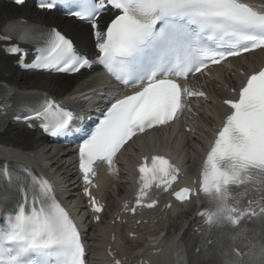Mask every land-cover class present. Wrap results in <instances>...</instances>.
<instances>
[{"label": "snow or ice", "instance_id": "snow-or-ice-1", "mask_svg": "<svg viewBox=\"0 0 264 264\" xmlns=\"http://www.w3.org/2000/svg\"><path fill=\"white\" fill-rule=\"evenodd\" d=\"M69 3L79 9L72 15L92 24L99 51L95 62L125 88L135 89L112 97L103 120L81 143L80 168L87 184L96 161L111 165L138 133L177 119L185 107L183 97L207 98L173 77L187 80L210 63L264 49V10L245 0H40L38 6L52 10ZM109 7L116 14L101 30L98 17ZM13 40L17 43L5 50L27 68L78 73L93 64L56 28L13 20L0 29V42ZM20 42L33 44L31 64L25 63ZM224 103L231 114L204 163L200 191L205 208L195 229L200 236L196 252L206 259L198 256L195 264H264V69L247 79L238 99ZM18 108L28 113L24 119L39 120L53 136L67 135L78 119L47 96ZM139 173L138 197L143 198L154 183L171 187L179 169L157 155L150 164L145 158ZM175 195L185 200L192 192L184 188ZM91 202L95 212L102 211L94 197ZM8 204L11 211L0 219V264H85L81 233L48 179L27 167L17 171L0 165V210ZM147 206L154 207L155 201Z\"/></svg>", "mask_w": 264, "mask_h": 264}, {"label": "bare ground", "instance_id": "bare-ground-1", "mask_svg": "<svg viewBox=\"0 0 264 264\" xmlns=\"http://www.w3.org/2000/svg\"><path fill=\"white\" fill-rule=\"evenodd\" d=\"M24 16L35 19L37 21H44L53 23L60 26L63 30L74 36L80 45L86 52L92 51L94 42L92 43L91 31L85 24L74 23L71 19H66L58 16L56 13L47 15L45 12L38 11L34 6L27 5L22 7H8L0 3V27L11 17ZM257 61L264 57V51L260 54H253ZM9 62V63H8ZM245 69V67L241 66ZM10 60L4 59L0 55V78L7 82H16L26 86L28 89H43L55 93L57 95L66 94L70 88L74 85V79H69L63 75H30L29 73L21 72L16 73ZM88 72V71H87ZM89 73V72H88ZM228 80V78H226ZM232 80V77L230 78ZM5 131L0 134V139L6 141L7 145H13L21 148L33 149L36 147L34 144L39 143L42 140L39 134L33 131L24 130L20 125L5 123ZM40 145V144H39ZM35 150L34 152H37ZM57 152L50 157L52 160L51 166H57L56 170L61 171V168L65 166L67 156L61 155ZM36 160L41 161L42 155L36 153ZM65 169V168H64ZM63 177V173L60 174V178ZM128 240L130 238L128 237ZM131 245V244H129Z\"/></svg>", "mask_w": 264, "mask_h": 264}, {"label": "rangeland", "instance_id": "rangeland-1", "mask_svg": "<svg viewBox=\"0 0 264 264\" xmlns=\"http://www.w3.org/2000/svg\"><path fill=\"white\" fill-rule=\"evenodd\" d=\"M39 74H40V73H39ZM40 75H46V74H42V73H41ZM74 80H75V79H74ZM76 81H78V80H75V81H74V84H75Z\"/></svg>", "mask_w": 264, "mask_h": 264}]
</instances>
